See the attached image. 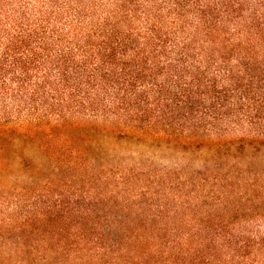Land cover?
Returning <instances> with one entry per match:
<instances>
[{
  "label": "trees",
  "instance_id": "trees-1",
  "mask_svg": "<svg viewBox=\"0 0 264 264\" xmlns=\"http://www.w3.org/2000/svg\"><path fill=\"white\" fill-rule=\"evenodd\" d=\"M145 142L197 166L147 173L174 222L0 264H264V0H0V186Z\"/></svg>",
  "mask_w": 264,
  "mask_h": 264
},
{
  "label": "rangeland",
  "instance_id": "rangeland-1",
  "mask_svg": "<svg viewBox=\"0 0 264 264\" xmlns=\"http://www.w3.org/2000/svg\"><path fill=\"white\" fill-rule=\"evenodd\" d=\"M122 147L134 164H123L116 172L107 168L106 161H99L96 168L85 173L54 174L45 170L15 179L2 178L0 254L11 255L14 262L28 251L39 257L69 254L73 258L79 251L78 243L84 239L128 238L136 235L133 225L174 222V213L160 208L164 187L156 183L158 178L150 177L148 183L147 173L180 172L188 176L197 167L189 165V154L151 142ZM103 150L109 153L110 148L105 146ZM135 163L143 169H136ZM133 170L142 171L130 172ZM258 215L252 211L243 220L260 219ZM69 264L75 262L71 260Z\"/></svg>",
  "mask_w": 264,
  "mask_h": 264
}]
</instances>
